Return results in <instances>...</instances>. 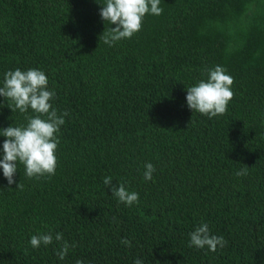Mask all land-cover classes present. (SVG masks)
<instances>
[{"label":"trees","instance_id":"16d2710c","mask_svg":"<svg viewBox=\"0 0 264 264\" xmlns=\"http://www.w3.org/2000/svg\"><path fill=\"white\" fill-rule=\"evenodd\" d=\"M105 3L0 0V87L7 71L41 70L68 112L55 175L29 179L18 164L9 186L0 168V264H264V0H160L162 14L112 46ZM217 65L234 95L209 118L186 89ZM10 103L0 96V134L27 124ZM106 176L139 203L118 202ZM202 223L226 246L190 247ZM48 233L53 243L31 246Z\"/></svg>","mask_w":264,"mask_h":264},{"label":"clouds","instance_id":"9594fccd","mask_svg":"<svg viewBox=\"0 0 264 264\" xmlns=\"http://www.w3.org/2000/svg\"><path fill=\"white\" fill-rule=\"evenodd\" d=\"M160 0H106L100 9V16L103 21L110 22L109 31L103 33L105 44L112 46L122 39H130L142 27L143 17L151 13L159 16L163 9L159 6ZM233 78L226 74V70L220 66L208 70L207 81L201 80L198 84L186 89V102L189 109L207 115L209 118L223 115L227 111L229 101L233 98L231 85ZM48 77L38 69L32 68L21 71L17 68L14 71H7L4 74L3 86L0 87V96L10 101L8 105L12 112L19 110L26 114V126H8L3 128V135L7 139L3 142V158L0 159V168L8 185L16 183L14 176L18 170V164H23L25 175L31 179H39L55 175L57 158L55 155L59 138L56 135L60 131L61 125L65 123L64 117L68 115L65 111L58 114L57 109L50 101L55 98V91L47 89ZM29 108L36 114L27 115ZM46 117V118H42ZM155 167L151 163L145 165L144 179L152 180ZM237 176H246L247 168L236 172ZM106 187H111V193L118 202L126 206L139 203V193L130 192L121 183L118 187L112 184V177L106 176L103 180ZM17 188L22 190L23 185L17 184ZM189 246L203 249L207 247L209 251L215 252L217 248L226 246L227 241L223 236L210 234V229L206 223L196 227L189 233ZM57 242L63 240L62 233L55 234ZM53 243L51 233L40 236L33 235L30 244L33 248L40 247L41 244L47 246ZM126 246H131V242L124 238L121 241ZM70 245L64 241L57 252L59 259L63 260L68 253ZM76 264H83L77 261ZM133 264H143L137 258Z\"/></svg>","mask_w":264,"mask_h":264}]
</instances>
